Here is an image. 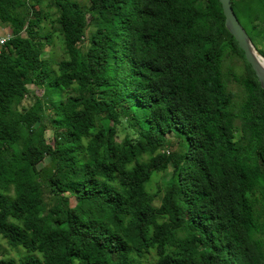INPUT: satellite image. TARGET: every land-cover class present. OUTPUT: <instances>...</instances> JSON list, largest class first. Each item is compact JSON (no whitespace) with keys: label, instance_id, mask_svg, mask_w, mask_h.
Instances as JSON below:
<instances>
[{"label":"trees","instance_id":"obj_1","mask_svg":"<svg viewBox=\"0 0 264 264\" xmlns=\"http://www.w3.org/2000/svg\"><path fill=\"white\" fill-rule=\"evenodd\" d=\"M88 1L0 0V264H264V91L219 0ZM231 2L264 43V0Z\"/></svg>","mask_w":264,"mask_h":264},{"label":"rangeland","instance_id":"obj_2","mask_svg":"<svg viewBox=\"0 0 264 264\" xmlns=\"http://www.w3.org/2000/svg\"><path fill=\"white\" fill-rule=\"evenodd\" d=\"M77 1L82 3V4H87V2H89L88 0H77ZM47 4H48V2H44L40 6L36 5L34 9L37 11L42 9L43 13L53 14L54 10L50 9ZM21 12L24 15L26 14V12L24 10H21ZM43 24L45 26V30L43 31V33L53 31V25L48 18L46 20H43ZM11 33L12 32H11V29L9 27L0 23V40H4V39L9 38L11 36ZM90 34H91V31L88 32V35H90ZM253 41H254V39H253ZM254 44L253 45L255 46L259 55L262 58H264V54H262L259 51V50H264V43L259 42V45H258L254 41ZM39 45H40V47H42V50L45 52L44 55L47 59V61H46L47 64L50 65L52 70H54V71L58 70L57 63L60 62L64 58L63 44L59 40V38H57V36L55 35L54 38L51 39V42L47 43L44 40ZM0 50H1V46H0ZM243 70H244V63L240 57H236V56L233 57L232 56V57H227L225 59L224 64H223V71H224V75H225V80L227 82L228 89L231 92H233L236 96V98H235L236 108H239L240 103L245 96V92H244L243 88L236 81L238 77L242 76ZM29 89H30V93L32 94V96L22 98L20 100V107H25V108L31 107L34 104L33 96H35V97L37 96V97L43 98V104H44L45 110L49 113L53 107V103L51 100H48V98L44 96L45 95L44 88L43 89L37 88L35 86L30 85ZM37 128H38V125H37ZM52 138H53V132L49 128L45 132V139L47 140V142L51 143ZM236 138H238V134H236ZM37 139H38V137H36V136H35V138H32L31 140L26 138L24 141L25 146L29 145L30 142H36ZM158 141H161V137H160V135H158L154 132L153 136H152V143H157ZM144 143H145V141L141 140V144H144ZM0 163H1V160H0ZM49 166H50V160H46L43 163V167L48 168ZM156 204L159 205V201H157ZM72 205L76 207L79 205V202L75 198H72ZM4 253L9 254L11 257L16 256L15 251L11 250L9 248V246L6 244V242L0 236V258L4 255Z\"/></svg>","mask_w":264,"mask_h":264},{"label":"water","instance_id":"obj_3","mask_svg":"<svg viewBox=\"0 0 264 264\" xmlns=\"http://www.w3.org/2000/svg\"><path fill=\"white\" fill-rule=\"evenodd\" d=\"M219 2L222 5L225 16L226 28L244 52L247 62L251 65L264 91V58L259 55L248 33L239 22L233 10L231 0H219Z\"/></svg>","mask_w":264,"mask_h":264},{"label":"built area","instance_id":"obj_4","mask_svg":"<svg viewBox=\"0 0 264 264\" xmlns=\"http://www.w3.org/2000/svg\"><path fill=\"white\" fill-rule=\"evenodd\" d=\"M7 39H8V38H7ZM7 39L0 40V46H1V47L5 44V42H6Z\"/></svg>","mask_w":264,"mask_h":264}]
</instances>
